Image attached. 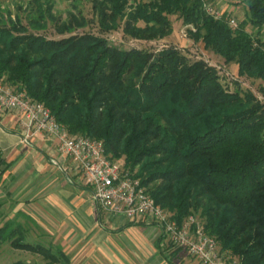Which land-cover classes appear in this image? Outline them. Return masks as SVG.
<instances>
[{
    "label": "trees",
    "instance_id": "1",
    "mask_svg": "<svg viewBox=\"0 0 264 264\" xmlns=\"http://www.w3.org/2000/svg\"><path fill=\"white\" fill-rule=\"evenodd\" d=\"M244 1L251 26H264V0ZM93 9L102 26L124 19V33L144 40L169 35L168 15L178 13L239 76L264 80V41L245 22L232 28L206 14L202 0H93ZM1 79L44 103L69 134L101 140L109 158L138 166L135 176L179 225L199 211L222 250L264 264V106L250 91H229L213 67L174 47L123 49L92 33L46 39L2 18ZM6 242L69 263L60 247L26 240L15 221L0 226Z\"/></svg>",
    "mask_w": 264,
    "mask_h": 264
},
{
    "label": "crops",
    "instance_id": "2",
    "mask_svg": "<svg viewBox=\"0 0 264 264\" xmlns=\"http://www.w3.org/2000/svg\"><path fill=\"white\" fill-rule=\"evenodd\" d=\"M22 129L18 111L0 110V197L59 240L64 253L83 264L95 257L102 264H202L143 218L109 217L57 150V138L34 133L26 144Z\"/></svg>",
    "mask_w": 264,
    "mask_h": 264
},
{
    "label": "rangeland",
    "instance_id": "3",
    "mask_svg": "<svg viewBox=\"0 0 264 264\" xmlns=\"http://www.w3.org/2000/svg\"><path fill=\"white\" fill-rule=\"evenodd\" d=\"M203 1L209 3L225 18H233L237 24L235 27L231 26L232 28H238L242 22H245L244 29L252 36L259 37L264 41V26L260 28L251 26L248 22L247 5L244 0ZM49 14L55 16L57 20L50 19ZM0 18L6 24L19 22L28 32L42 35L46 39H60L71 34L92 33L104 37L111 45L123 49L137 48L157 53L163 49L174 47L185 55L189 62L202 59L213 67L224 88L229 91L237 90L241 93L250 91L264 106V80L239 76L237 74V64L233 61L225 62L210 48L205 47L201 38L196 39L194 37L193 32L195 29H192L193 26L183 24L178 13L168 15L171 22V33L169 35L164 38L150 40L137 39L125 34L123 31L124 19L117 18L114 24H109L108 27L102 26L97 12L93 9V0H0ZM69 21L73 24L72 28L59 32L60 25ZM77 22L81 25H76ZM139 25H142V23L140 22ZM0 81L7 86H11L6 84L3 79ZM11 87L13 88V86ZM113 160L122 171L133 176L138 171V166L133 169L126 167L123 157L114 158ZM167 212L170 214L168 210ZM189 216L202 223L203 226L205 218L199 211L187 217ZM7 220L15 221L23 226L26 240L32 243H40L44 247H50L52 251H55L54 248L56 247L63 248L60 246L59 240L50 238L32 222L28 215L16 209L14 201L6 197H0V226ZM229 252L239 259L230 250ZM67 255H70L69 263H52L39 254L14 249L7 242L0 246V264H83L79 261V257L74 256L73 252ZM88 264H102V262L95 257Z\"/></svg>",
    "mask_w": 264,
    "mask_h": 264
},
{
    "label": "built area",
    "instance_id": "4",
    "mask_svg": "<svg viewBox=\"0 0 264 264\" xmlns=\"http://www.w3.org/2000/svg\"><path fill=\"white\" fill-rule=\"evenodd\" d=\"M202 8L214 18L222 17L221 13L203 0ZM225 20L230 27L237 24L233 18ZM0 110H16L21 114L23 143L29 144L34 133L57 138V150L69 159L89 187L97 206L109 217L121 215L128 219L143 218L148 225L156 227L174 247L183 249L202 264H241L229 250H222L217 239L207 235L202 223L192 216L180 225L172 219L167 210L154 201L139 177L122 171L105 154L101 140L69 134L44 103L32 99L24 89H14L0 81Z\"/></svg>",
    "mask_w": 264,
    "mask_h": 264
}]
</instances>
